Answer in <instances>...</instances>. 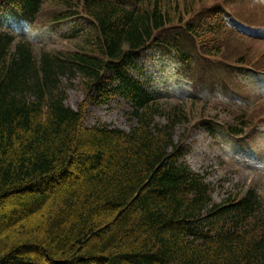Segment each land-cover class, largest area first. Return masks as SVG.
<instances>
[{
  "label": "trees",
  "instance_id": "obj_1",
  "mask_svg": "<svg viewBox=\"0 0 264 264\" xmlns=\"http://www.w3.org/2000/svg\"><path fill=\"white\" fill-rule=\"evenodd\" d=\"M206 2L0 0L24 22L77 25L68 36L80 39L36 53L0 29V264H264L257 193L215 203L184 162L190 131L238 138L259 120L211 102L239 96L232 69L247 60L228 55L234 35L217 7L194 15ZM146 50L181 64L190 99L161 100L131 75ZM76 81L84 99L72 109ZM116 99L130 131L87 127L90 106Z\"/></svg>",
  "mask_w": 264,
  "mask_h": 264
},
{
  "label": "rangeland",
  "instance_id": "obj_2",
  "mask_svg": "<svg viewBox=\"0 0 264 264\" xmlns=\"http://www.w3.org/2000/svg\"><path fill=\"white\" fill-rule=\"evenodd\" d=\"M230 4L232 11H229L231 15L229 22L233 21L234 15L238 14L242 20L261 26V30L250 28L239 30L243 37L232 36L228 40L230 50L228 55L242 54L247 60L245 64L251 63L250 60L257 57L264 58V0H231ZM42 18L39 17L37 24H34L36 27H28L27 24L24 26L11 10L0 11L1 26L33 43L36 53L42 48L47 51H66L74 50L80 45V39L68 36L73 32L76 33L78 27L65 25L51 28ZM138 65L142 69V73L139 74L140 78L150 80L149 88L153 92L161 96L168 95L172 97L169 99L176 102H183V99L188 97L187 90L177 76L176 66L172 60L162 59L148 52L140 57ZM221 70L227 71L224 67ZM224 74L228 75L227 72ZM241 80L250 89L249 91L244 84H237V88L243 90L248 97L247 102L241 105L240 101V106L230 102L228 104L219 94L213 97L211 102L225 103L232 112H228L229 114L242 113L246 116V121L250 122L258 115H264V77L257 78L249 74L244 78L241 77ZM83 99L84 93L78 86V81L68 86L67 106L76 109ZM183 107L184 109L190 108L188 104ZM129 110L130 107L121 99L111 101L105 106H90L85 122L87 127L107 125L128 132L132 127L127 116ZM213 113L214 111H209L208 115ZM221 117L223 116L220 115L219 118ZM225 117L228 119L227 116ZM183 130L184 127H177L176 135H181ZM185 144V164L204 176L215 203H221L230 195L244 194L247 190L253 189L264 206V125L259 127L248 141L244 138L227 139L219 132L210 136L201 130H193L190 131Z\"/></svg>",
  "mask_w": 264,
  "mask_h": 264
}]
</instances>
